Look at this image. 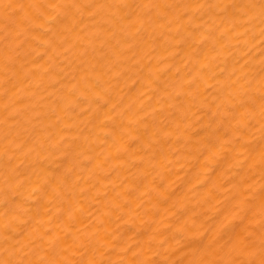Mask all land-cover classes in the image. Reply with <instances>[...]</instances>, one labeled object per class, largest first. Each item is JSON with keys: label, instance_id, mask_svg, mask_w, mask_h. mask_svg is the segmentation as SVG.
I'll return each instance as SVG.
<instances>
[{"label": "bare ground", "instance_id": "bare-ground-1", "mask_svg": "<svg viewBox=\"0 0 264 264\" xmlns=\"http://www.w3.org/2000/svg\"><path fill=\"white\" fill-rule=\"evenodd\" d=\"M0 264H264V0H0Z\"/></svg>", "mask_w": 264, "mask_h": 264}]
</instances>
